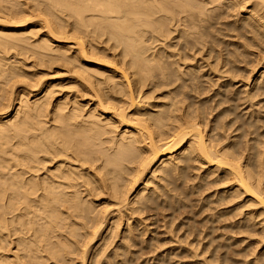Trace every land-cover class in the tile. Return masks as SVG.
I'll use <instances>...</instances> for the list:
<instances>
[{
  "label": "bare ground",
  "instance_id": "6f19581e",
  "mask_svg": "<svg viewBox=\"0 0 264 264\" xmlns=\"http://www.w3.org/2000/svg\"><path fill=\"white\" fill-rule=\"evenodd\" d=\"M151 259L264 264V0H0V264Z\"/></svg>",
  "mask_w": 264,
  "mask_h": 264
},
{
  "label": "rangeland",
  "instance_id": "374dc122",
  "mask_svg": "<svg viewBox=\"0 0 264 264\" xmlns=\"http://www.w3.org/2000/svg\"><path fill=\"white\" fill-rule=\"evenodd\" d=\"M57 77H58V76H57V74H56V76H54V78H57ZM48 78L51 79L52 77L49 76V77H47V78H45V79L43 78V79H44V80H49ZM56 83H57V81H56ZM249 86L251 87L252 84L249 85ZM249 86H248V88H249ZM205 193H207V192H204L203 196L205 195ZM203 196H202V197H203ZM145 257H146V256H142L141 259H140V261H141L143 258H145ZM243 260H244V259H243ZM152 262H153V261H152V259H151V261L149 260L147 264H152Z\"/></svg>",
  "mask_w": 264,
  "mask_h": 264
}]
</instances>
